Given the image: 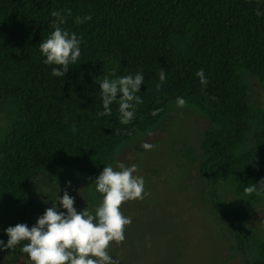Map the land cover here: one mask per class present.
Segmentation results:
<instances>
[{
	"label": "trees",
	"instance_id": "16d2710c",
	"mask_svg": "<svg viewBox=\"0 0 264 264\" xmlns=\"http://www.w3.org/2000/svg\"><path fill=\"white\" fill-rule=\"evenodd\" d=\"M53 11L66 16L63 29L83 37L64 77L52 75L58 66L46 65L39 49L54 30ZM240 70L264 81V0H0V107L12 111L0 134V223L33 226L46 210L43 181L55 185L72 170L94 181L122 144L147 134L183 97L211 124L199 173L214 188L212 207L228 221L242 264H264V237L242 225L215 190L225 180L250 203L264 199V192H244L264 178V110L252 107ZM138 72L143 103L133 121L119 122L115 102L110 116H98L99 82ZM251 136L253 144L240 150Z\"/></svg>",
	"mask_w": 264,
	"mask_h": 264
},
{
	"label": "rangeland",
	"instance_id": "374dc122",
	"mask_svg": "<svg viewBox=\"0 0 264 264\" xmlns=\"http://www.w3.org/2000/svg\"><path fill=\"white\" fill-rule=\"evenodd\" d=\"M249 88L254 110H264V81L240 70ZM12 121L10 107H0V134ZM209 119L195 106L179 108L172 102L168 113L147 134L122 144L111 165L118 162L126 167L136 165V176L143 177L147 195L121 205L124 216L131 218L126 226V239L121 244L110 242L108 249L119 264H242L243 253L231 233L225 217L212 207L213 186L203 181L199 168L202 142L210 128ZM148 142L151 151L142 148ZM253 144L252 136L240 150ZM118 170V169H117ZM71 181V187L66 185ZM65 189L74 197V207L86 208L92 214L102 196L87 174L71 171V175L55 185L43 181V202L46 208L62 197ZM242 225L264 237V199L250 203L238 195L230 181L221 180L215 188ZM58 211L66 212L57 201ZM0 223V235L7 236ZM150 238V239H146ZM7 243V242H6ZM0 264H33L27 254L13 250L0 251Z\"/></svg>",
	"mask_w": 264,
	"mask_h": 264
},
{
	"label": "clouds",
	"instance_id": "9594fccd",
	"mask_svg": "<svg viewBox=\"0 0 264 264\" xmlns=\"http://www.w3.org/2000/svg\"><path fill=\"white\" fill-rule=\"evenodd\" d=\"M65 12L67 16H71L70 10ZM256 14L262 15L259 9ZM51 15L56 18L52 22L54 30L40 43L39 49L46 57L43 61L46 65L58 66L52 68V75L64 77L69 66L76 64L81 56L83 37L61 27L66 23L63 13L53 11ZM91 19V15L83 18L78 16L75 23L81 24ZM112 75L115 76V71ZM196 75L200 78L202 87H206L208 80L204 70H198ZM159 78L161 84L166 80L163 70L160 71ZM142 83L144 76L141 72L115 79L105 77L99 82L104 111L97 115L110 116V105L115 102L118 103L119 122L123 125L131 123L136 106L143 103L142 98L137 95ZM161 84L156 85L158 91ZM186 104L183 97H177V107L184 108ZM159 111L153 110L152 115H157ZM141 146L146 151L155 147L148 142ZM137 171L136 165L126 167L123 162H118L116 168L105 166L94 180L95 190L102 196L94 214L86 208L78 212L74 207V197L65 189L63 196L52 201V206L46 208L33 226L18 223L6 228L4 231L8 240L5 243L0 239V251L13 250L22 244L21 252L27 254L33 264H119V259H113L109 254L110 242L121 244L126 239V226L132 222L130 217L122 214L121 205L127 201L143 200L147 195L143 177L134 175ZM258 183L259 187L256 184L246 187L245 194L260 195L264 192V178ZM66 185L71 187V181H67ZM57 201L66 212L58 211Z\"/></svg>",
	"mask_w": 264,
	"mask_h": 264
}]
</instances>
